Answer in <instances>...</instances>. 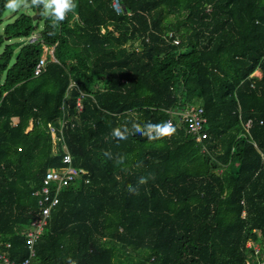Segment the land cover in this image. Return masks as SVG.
Here are the masks:
<instances>
[{"label": "trees", "instance_id": "trees-1", "mask_svg": "<svg viewBox=\"0 0 264 264\" xmlns=\"http://www.w3.org/2000/svg\"><path fill=\"white\" fill-rule=\"evenodd\" d=\"M48 2L19 0L3 24L0 0V243L11 259L29 255L35 194L65 155L49 125L65 121L90 182L62 190L34 264H261L246 246L264 248V0H71L63 20ZM43 46L58 63L34 78ZM195 103L201 143L175 115ZM170 120L171 134L155 127Z\"/></svg>", "mask_w": 264, "mask_h": 264}, {"label": "built area", "instance_id": "built-area-1", "mask_svg": "<svg viewBox=\"0 0 264 264\" xmlns=\"http://www.w3.org/2000/svg\"><path fill=\"white\" fill-rule=\"evenodd\" d=\"M114 8L118 13L120 12L119 2H115ZM38 38V35H34L29 39V42L33 43L37 41ZM170 38H173V34H170ZM174 44L179 45V41L175 39ZM50 61L58 63L54 56V48H47L46 46H43V56L34 68L33 77L38 78L43 75L46 72ZM74 86L75 84L71 83L70 88ZM84 97L85 94L81 93L76 102V110L79 114H81L84 110ZM62 109L64 110V108ZM175 115L184 124L188 125V132L196 137V141L198 143H201L208 138L207 133L204 132V125L207 124V118L203 108L200 106H191L185 111L175 113ZM14 123L17 124L18 120L15 119ZM168 123L173 126L174 121L170 120ZM251 124L252 123L249 122L247 127L250 128ZM66 127L67 122L65 121H62L59 127L49 125V132L52 136V139L56 145L58 142L59 144L62 143L61 148L65 151V155L62 160V167L49 170L43 179V187L41 191L35 194L36 196L40 197L39 209L37 212H34L33 219L29 227L22 232V235L26 240V248L29 252V255L24 261L20 263L15 262L11 259L9 252H7L9 249H11V245L9 243H0V245L4 246L6 250L0 252V264H34V260L37 257L36 245L45 233V230L49 224L52 210L60 204V193L62 190L76 182L85 181L86 184L90 182V180L86 178L88 173L85 169L75 168L73 166V156L69 152L68 146L64 139ZM259 153L261 155L264 168V152L259 151ZM243 215L245 216L246 213L244 212ZM246 247L248 249H253L256 259L260 261L261 264H264V248H262L259 243L249 242Z\"/></svg>", "mask_w": 264, "mask_h": 264}, {"label": "clouds", "instance_id": "clouds-1", "mask_svg": "<svg viewBox=\"0 0 264 264\" xmlns=\"http://www.w3.org/2000/svg\"><path fill=\"white\" fill-rule=\"evenodd\" d=\"M33 3H36V0H33ZM53 5H55V13L57 20H63L64 11L66 9L70 10L73 7L71 0H51V3L46 4L45 7L52 8ZM20 6L21 5L19 3V0H8V3L6 4V7L12 11H15ZM120 11H121V6H120ZM155 127L161 129L162 133L165 135L171 134L172 132L175 131V129L171 126L170 123L164 125H156ZM115 135L117 136V138H120L118 133Z\"/></svg>", "mask_w": 264, "mask_h": 264}, {"label": "rangeland", "instance_id": "rangeland-1", "mask_svg": "<svg viewBox=\"0 0 264 264\" xmlns=\"http://www.w3.org/2000/svg\"><path fill=\"white\" fill-rule=\"evenodd\" d=\"M20 2H21V1H20ZM47 4H49V2H48ZM19 8H20V7H19ZM19 8H17L15 11H12V10L7 11V13L5 14V16H4V18H3V24H8V23L13 22V21H14V17H15V15H16V13H17L16 11H17ZM46 10H47V13H49L50 8H46ZM3 26H4V25H3ZM138 49L140 50V48H138ZM255 75L258 76L259 79L262 77V74H261L260 72H256ZM193 106H199V104H198V103H195V104H193Z\"/></svg>", "mask_w": 264, "mask_h": 264}]
</instances>
